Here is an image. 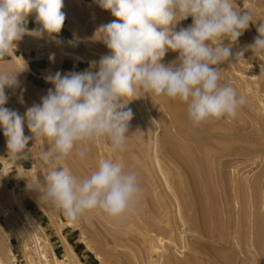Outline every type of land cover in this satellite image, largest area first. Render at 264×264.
Segmentation results:
<instances>
[{
  "label": "rangeland",
  "instance_id": "obj_1",
  "mask_svg": "<svg viewBox=\"0 0 264 264\" xmlns=\"http://www.w3.org/2000/svg\"><path fill=\"white\" fill-rule=\"evenodd\" d=\"M232 3L237 9L249 6L254 21L258 20L239 38L238 47L243 48L258 35L259 20H264V0ZM62 11L66 19L58 36L70 39L73 46L59 37L60 43L37 38L27 44L26 38L32 36L25 35L14 52L24 56L23 50L35 49L38 58L47 60L48 67L43 71L48 74L68 73L60 65L64 59L81 62L75 60L76 55L83 57L89 69L101 56L111 54L97 33L101 24L116 19L110 11L100 8L95 0H64ZM191 23V17L180 21L177 30ZM24 57L28 65L30 57ZM177 57L178 52L168 51L162 62L168 64ZM0 61V70L15 71L13 57ZM18 71L20 86L5 88L9 97L5 107L23 115L28 107L40 103L48 89L33 86L27 78L29 70ZM220 78L245 97L235 118L209 120L197 126L189 119L185 103L141 93L127 105L134 115L125 151L112 153L107 142L90 143L83 146L87 152L83 162L74 156L63 161L79 179L89 176L106 158L122 161L126 171L134 170L142 193L133 209L120 218L89 211L72 226L58 220L60 216L69 221L27 186V178L31 185L33 175L43 181L45 167L39 154L48 148L43 140L29 141L26 151L31 148L33 158L19 161L25 169L22 178L17 167H11L10 178L5 179L0 162V255L4 263L46 264L34 250L38 246L33 237L36 230L51 264H55L50 252L56 245L55 231L71 253V259H65L63 264H84L88 259L77 254L62 234L67 228L76 231L71 235L84 245V254H93L91 264H264V54L246 52L244 57L222 64ZM24 131L31 135L26 125ZM6 152V138L0 128V157L8 159ZM155 153L177 200L156 169ZM12 189L36 219L38 225L34 228L25 223L13 203ZM178 205L185 225L179 219ZM171 235L176 237V246L168 241ZM9 246L15 260L5 256ZM56 255L63 259L65 250Z\"/></svg>",
  "mask_w": 264,
  "mask_h": 264
},
{
  "label": "clouds",
  "instance_id": "obj_2",
  "mask_svg": "<svg viewBox=\"0 0 264 264\" xmlns=\"http://www.w3.org/2000/svg\"><path fill=\"white\" fill-rule=\"evenodd\" d=\"M95 3L116 18L97 29L110 55L80 72L46 76L53 87L23 115L5 107L9 99L5 88L20 86L21 71L0 70V128L6 156L15 162L32 159L31 148L26 151L29 141L46 142L47 150L39 154L45 167L43 181L37 177L30 185L27 178V186L70 221L89 211L120 218L138 202L139 177L134 170L126 171L122 161L103 159L83 179L63 164L70 156L83 162L87 156L83 146L90 143L107 142L112 153L125 151L134 115L127 107L131 100L141 93L179 100L197 126L209 120H231L246 101L231 84L221 82L220 66L246 52L264 54V20H259L253 42L238 47L239 38L258 20L254 21L249 6L237 9L232 0ZM63 8L64 0H0V60L25 35L47 36L60 43L57 37L66 19ZM30 15L38 28H28ZM189 17L192 23L177 30L179 22ZM168 51L178 52V57L165 64L162 60ZM25 125L31 135H25Z\"/></svg>",
  "mask_w": 264,
  "mask_h": 264
},
{
  "label": "bare ground",
  "instance_id": "obj_3",
  "mask_svg": "<svg viewBox=\"0 0 264 264\" xmlns=\"http://www.w3.org/2000/svg\"><path fill=\"white\" fill-rule=\"evenodd\" d=\"M29 19V18H28ZM39 27V26H38ZM61 40H62V42L63 43H65V44H67V45H70V46H73L74 44L71 42V40L70 39H68V38H66L65 36H63V35H59L58 36ZM46 39H47V36L45 37ZM35 40H37V38L36 37H27L26 38V42H27V44L28 43H30L31 41H35ZM50 42L51 40H47V42ZM71 42V43H70ZM66 54H68V53H66ZM65 54V55H66ZM74 55V54H73ZM72 55V56H73ZM76 55V54H75ZM10 56L11 57H13V60L15 61V65L17 66H15V67H13V68H15V71H18V70H22V69H25V70H29V71H31V69H30V67L26 64V61H27V58H25L24 56H21V55H17V54H15L14 53V51L12 52V53H10ZM75 56H73V58H74ZM75 60H78V61H81V62H84L85 60L83 59V57H80V56H78V55H76V57H75ZM0 62H2V61H0ZM53 74V73H52ZM43 75H45V76H48V75H50V74H48V72L46 71V72H44L43 71ZM147 108V107H146ZM149 112V111H148ZM149 115V117H151L152 115L149 113L148 114ZM155 164L157 165V170H158V172H159V174H160V177L163 179V181H164V183H165V186L167 187V190L168 191H170L171 193H172V195L175 197V199L177 200L178 198H177V195H176V193H175V191L172 189V187L170 186V184H169V182H168V180H167V177H166V174H165V172H164V170L162 169V167H161V165H160V162H159V160H158V158H157V155H156V153H155ZM0 162L2 163V174L4 175V177H5V179H9L10 178V174H9V169L11 168V167H17V169L20 171V177L22 178V175H23V172L25 171V169H24V167H23V165L19 162V161H17V162H15V161H12V160H10L9 158L7 159H5V158H1L0 157ZM156 167V166H155ZM32 179L33 180H35L36 179V176L35 175H33L32 176ZM12 194H13V197H12V200H13V203L15 204V206H17V208L21 211V213L23 214V217H24V220H26L25 221V223L26 224H29V226H31V227H35L36 225H38V224H36L35 225V223L37 222L36 221V219L32 216V214L29 212V210L23 205V203H22V201L17 197V195L15 194V191H14V189H12ZM178 202V201H177ZM36 204L40 207V204L38 203V202H36ZM178 215H179V219H180V221L181 222H183L182 224H184L185 225V221H184V218H183V216L181 215V210H180V206L178 205ZM58 220L62 223V224H64V225H66V226H72L73 225V221H66V220H63L60 216H58ZM167 224V223H166ZM212 226V225H211ZM38 227H40V226H38ZM172 227V229H173V226H171ZM34 232V234H33V237L35 238V244L37 243L38 244V246H35L36 248H34V250L36 249L37 251H36V253L38 254V256H40V258L42 257L44 260H45V263L46 264H51L50 263V260H49V257H48V252H47V250H45V249H42V245L40 246V244H41V242L39 241L38 242V240H39V237L37 236V234L35 233L36 232V230H34L33 231ZM172 236V237H171ZM170 237H168V241L170 242V244L172 243L174 246H176L177 244H176V242H175V240H176V237H175V239L173 238V235H171ZM31 238H32V236H31ZM173 238V239H172ZM182 238H184V236H181V240H182ZM34 240V239H33ZM46 243L48 242V241H45ZM45 243V244H46ZM46 245H48V243L46 244ZM88 247L91 249V250H93V248L90 246V245H88ZM50 248V247H49ZM51 250H50V252L54 255V260H55V264H63V262H64V260L65 259H71V253H70V251H69V249L68 248H66V245H65V256H64V258L63 259H61V258H58L57 257V255H56V253H55V250H54V248L53 247H51L50 248ZM7 255H9V256H11L12 257V259L13 260H15V256H14V254H13V250L11 249V247L9 246L8 247V251H6L5 252V256H7ZM95 256H96V258L97 259H99L100 261L102 260L101 259V257H100V255H98V253L97 254H95ZM30 258V257H29ZM29 261H31L32 262V259L30 258L29 259ZM181 261V260H180ZM173 262V261H172ZM0 264H5L4 263V260H3V257L0 255Z\"/></svg>",
  "mask_w": 264,
  "mask_h": 264
},
{
  "label": "crops",
  "instance_id": "obj_4",
  "mask_svg": "<svg viewBox=\"0 0 264 264\" xmlns=\"http://www.w3.org/2000/svg\"><path fill=\"white\" fill-rule=\"evenodd\" d=\"M37 26H39V25L35 22L34 15H32L28 19V28L33 29ZM22 55H24L26 57H30L28 60V65H29L31 71L28 72V74H27L28 81L33 86L41 88V89L52 88L53 85H51L50 83H47L45 81V77L42 74L43 70H45L48 67L47 60L45 58H38L36 50L32 49V48H30L28 51L26 49L23 50ZM9 56H10V54H9ZM85 63L86 62H74L71 59H64L60 65V68L62 69V71H65V72L66 71H68V72H80V71H83L86 69ZM22 165H23V163H22ZM20 183H21V181H19L18 183L15 182L14 188L18 189ZM31 210L32 209H30V211ZM72 233H76V231L67 230V228H64L62 231V234L66 237V240L72 245L74 251L77 254L79 253L81 257H83V258L86 257V259H88L83 263L86 264V262L89 261V263L91 264L92 263L91 261L95 260V258L92 257L88 253H86V255L84 254V252H85L84 245L81 242L77 243L76 239H73V237L71 235ZM53 236L55 237L54 242L56 244L54 246V250L57 254V252H61V251L65 250V245L61 239L60 234H58L56 231H55Z\"/></svg>",
  "mask_w": 264,
  "mask_h": 264
},
{
  "label": "trees",
  "instance_id": "obj_5",
  "mask_svg": "<svg viewBox=\"0 0 264 264\" xmlns=\"http://www.w3.org/2000/svg\"><path fill=\"white\" fill-rule=\"evenodd\" d=\"M90 255L93 257V254L90 252Z\"/></svg>",
  "mask_w": 264,
  "mask_h": 264
}]
</instances>
